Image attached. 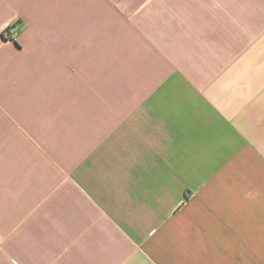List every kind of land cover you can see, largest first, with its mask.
<instances>
[{"label": "crops", "instance_id": "0c3cea01", "mask_svg": "<svg viewBox=\"0 0 264 264\" xmlns=\"http://www.w3.org/2000/svg\"><path fill=\"white\" fill-rule=\"evenodd\" d=\"M0 264H264V0H0Z\"/></svg>", "mask_w": 264, "mask_h": 264}, {"label": "built area", "instance_id": "2783aa9c", "mask_svg": "<svg viewBox=\"0 0 264 264\" xmlns=\"http://www.w3.org/2000/svg\"><path fill=\"white\" fill-rule=\"evenodd\" d=\"M7 33H9V35H10V38L12 39V40H16V31L13 29V30H11L10 32H8V31H6V34Z\"/></svg>", "mask_w": 264, "mask_h": 264}, {"label": "rangeland", "instance_id": "374dc122", "mask_svg": "<svg viewBox=\"0 0 264 264\" xmlns=\"http://www.w3.org/2000/svg\"><path fill=\"white\" fill-rule=\"evenodd\" d=\"M6 35H7V37H10L9 33H7Z\"/></svg>", "mask_w": 264, "mask_h": 264}]
</instances>
